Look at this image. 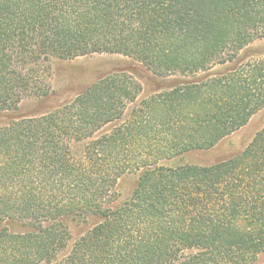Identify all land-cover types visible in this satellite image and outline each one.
<instances>
[{
    "label": "trees",
    "instance_id": "obj_1",
    "mask_svg": "<svg viewBox=\"0 0 264 264\" xmlns=\"http://www.w3.org/2000/svg\"><path fill=\"white\" fill-rule=\"evenodd\" d=\"M262 39L264 0H0V112L47 97L54 60L117 54L195 78L139 99V82L111 73L0 125V264H256L264 126L229 158L180 160L264 107V52L240 56ZM89 217L70 242L66 222Z\"/></svg>",
    "mask_w": 264,
    "mask_h": 264
},
{
    "label": "rangeland",
    "instance_id": "obj_2",
    "mask_svg": "<svg viewBox=\"0 0 264 264\" xmlns=\"http://www.w3.org/2000/svg\"><path fill=\"white\" fill-rule=\"evenodd\" d=\"M246 52L240 56L245 59H257L259 53L264 52V39L256 40L250 44ZM235 63L223 67L216 66L213 70L223 71L230 69ZM111 73H127L141 85L139 99H145L154 94L166 91L182 81H191L193 77H182L180 75L159 77L147 70L136 60L117 54H92L77 57L71 60H54L50 64V74L47 81L50 84L51 93L40 99H27L19 104L15 111L0 112V125L6 124L14 118L22 116L40 115L57 106L73 99L87 86L98 79ZM133 105V104H132ZM264 126V107L253 114L248 122L220 140L214 147L204 151H194L184 155L180 162L197 165H210L220 160L229 158L238 152L252 140L255 133ZM76 151L77 145L74 146ZM164 165H171L172 161H162ZM137 174L129 173L123 175L117 182L118 202L129 197L135 186ZM98 220L89 217L84 222L68 221L66 225L72 239L82 235L89 227ZM69 248V247H68ZM264 261V253L257 258L256 264Z\"/></svg>",
    "mask_w": 264,
    "mask_h": 264
}]
</instances>
